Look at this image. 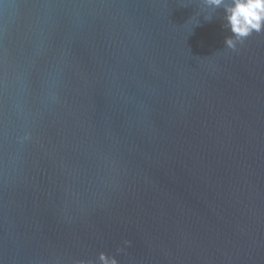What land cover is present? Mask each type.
Segmentation results:
<instances>
[{
  "label": "water",
  "instance_id": "1",
  "mask_svg": "<svg viewBox=\"0 0 264 264\" xmlns=\"http://www.w3.org/2000/svg\"><path fill=\"white\" fill-rule=\"evenodd\" d=\"M205 0H0V264H264V32Z\"/></svg>",
  "mask_w": 264,
  "mask_h": 264
},
{
  "label": "clouds",
  "instance_id": "2",
  "mask_svg": "<svg viewBox=\"0 0 264 264\" xmlns=\"http://www.w3.org/2000/svg\"><path fill=\"white\" fill-rule=\"evenodd\" d=\"M214 7H223L227 28L232 36L225 38V46L235 49L238 43L253 32H264V0H205ZM101 264H117L112 257L101 253Z\"/></svg>",
  "mask_w": 264,
  "mask_h": 264
}]
</instances>
